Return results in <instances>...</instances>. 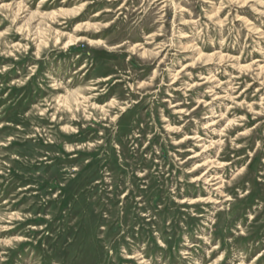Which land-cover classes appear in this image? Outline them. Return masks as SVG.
Listing matches in <instances>:
<instances>
[{
    "label": "rangeland",
    "instance_id": "rangeland-1",
    "mask_svg": "<svg viewBox=\"0 0 264 264\" xmlns=\"http://www.w3.org/2000/svg\"><path fill=\"white\" fill-rule=\"evenodd\" d=\"M0 264H264V0H0Z\"/></svg>",
    "mask_w": 264,
    "mask_h": 264
}]
</instances>
